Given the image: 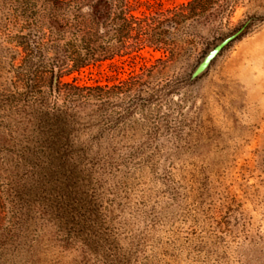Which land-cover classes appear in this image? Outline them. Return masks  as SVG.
<instances>
[{
    "label": "rangeland",
    "instance_id": "obj_1",
    "mask_svg": "<svg viewBox=\"0 0 264 264\" xmlns=\"http://www.w3.org/2000/svg\"><path fill=\"white\" fill-rule=\"evenodd\" d=\"M187 1H133L142 43L64 77L108 85L105 104L45 121L0 60V264H264V0L155 43Z\"/></svg>",
    "mask_w": 264,
    "mask_h": 264
},
{
    "label": "trees",
    "instance_id": "obj_2",
    "mask_svg": "<svg viewBox=\"0 0 264 264\" xmlns=\"http://www.w3.org/2000/svg\"><path fill=\"white\" fill-rule=\"evenodd\" d=\"M133 1L139 0H1L0 9L5 14L0 19V60L8 62L19 93L47 104L42 111L45 121L74 103L105 104L111 98L108 85H77L63 79L93 63L112 59L131 44L142 43L143 28ZM230 2L188 0L151 27V38L155 43L169 44L167 41L178 39L192 24L216 21L233 8ZM137 91L146 90L138 87ZM125 94L133 98V89ZM62 96L67 105H50V100ZM42 134L50 139L68 137L57 127ZM50 152L68 151L53 148Z\"/></svg>",
    "mask_w": 264,
    "mask_h": 264
},
{
    "label": "water",
    "instance_id": "obj_3",
    "mask_svg": "<svg viewBox=\"0 0 264 264\" xmlns=\"http://www.w3.org/2000/svg\"><path fill=\"white\" fill-rule=\"evenodd\" d=\"M246 29V25L242 26L238 31L232 33L231 35H228L221 41H219L216 45L212 46L204 58L201 60L199 65L196 67L194 72L192 73L191 78L196 79L199 75L204 73L207 68L210 66L211 62L215 59V57L222 51L224 47H226L231 41H233L235 38L239 37L243 34V32ZM57 73H55L54 76V82H53V88H56V82H57Z\"/></svg>",
    "mask_w": 264,
    "mask_h": 264
}]
</instances>
